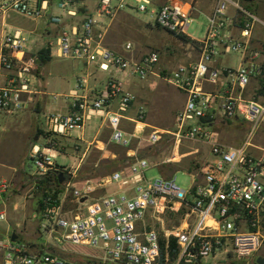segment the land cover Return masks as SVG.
Listing matches in <instances>:
<instances>
[{"label":"built area","instance_id":"built-area-1","mask_svg":"<svg viewBox=\"0 0 264 264\" xmlns=\"http://www.w3.org/2000/svg\"><path fill=\"white\" fill-rule=\"evenodd\" d=\"M255 1L218 0L206 34L195 40L199 60L157 72L161 57L157 51L137 58L130 42L122 51L106 47L101 19L113 20L120 12L131 9L150 16L155 25L169 33L190 37L191 10L181 2L155 8L152 0H99L94 17L83 16L84 5L77 0H0V21L17 13L33 20L45 17L50 24L57 25L59 59L94 64L104 73L122 72L141 80L156 76L184 92L185 107L167 133L174 137L177 147L183 141L207 144L212 156L196 172L185 171L192 176L193 184L188 189L176 184L175 173L170 177L160 174L159 179L149 181L146 172L150 163L144 158L134 161L126 171L113 172L100 183L87 182L76 187L72 181L76 172L56 167L59 138L84 129L98 118L109 123L112 142L128 147L131 139L142 137L149 127L143 107L134 117L129 116L136 97L125 91L120 79L109 76L103 89L92 96L79 93L86 82L82 79L77 90L64 96L68 101L67 113L43 114L41 129L46 142L29 153L37 167L34 175L41 178L56 171L70 176L60 184L59 194L50 192L39 200L41 229L48 244L38 247L19 236L12 241V235L0 238L2 264H214L215 260L251 264L252 257L264 248V145L259 144L264 103L246 101L235 92L237 88L244 90L252 78L262 77L263 69L255 62L229 69L231 86L219 97L206 91L204 84L218 79L211 64L219 53L243 54L248 49L260 19L244 4ZM229 5L243 14L244 25L238 40L224 32ZM64 17L71 20L69 24L63 23ZM5 27L4 24L0 32V114L14 115L45 92L39 73L40 50L28 47L22 29L13 33ZM217 97L221 99L219 121L209 112ZM207 116L211 120H205ZM125 121L134 125L133 134L123 129ZM234 121L246 124L248 132L239 145H228L219 129ZM162 135L155 130L147 141L156 145ZM175 160L176 156L170 161ZM11 187L8 180H0L1 195ZM0 219L5 220V213L0 214ZM173 240L176 252L171 249ZM61 244L84 246L89 251L77 260V252L64 249Z\"/></svg>","mask_w":264,"mask_h":264},{"label":"rangeland","instance_id":"rangeland-1","mask_svg":"<svg viewBox=\"0 0 264 264\" xmlns=\"http://www.w3.org/2000/svg\"><path fill=\"white\" fill-rule=\"evenodd\" d=\"M77 1L83 2L90 13L96 17V4L99 0ZM54 12L61 13L58 10ZM70 21L68 17H64L63 23L69 24ZM149 21H151L150 16L131 9L120 12L113 20L103 18L100 25L106 30V47L117 50V47L123 44L125 46L130 42L137 58L150 51H157L161 56L157 72L172 70L198 60L196 44L185 43L157 25H152ZM4 24L7 31L13 33L17 29H22L28 41V47L34 51L45 48L48 42L53 41L59 35L58 26L53 25L50 29L48 27L50 22L45 17L33 20L12 13L6 20L0 21V32ZM205 32L206 26L196 20L192 22L188 30L189 36L195 40L202 39ZM108 41L110 45L107 44ZM117 44L118 46L115 47L114 45ZM236 55L235 53L230 57L234 66H236ZM85 71L86 65L81 61L54 57L39 72L41 87L46 90V100L56 102L60 108L59 111L67 112L68 101L64 96L69 95L70 89H75L77 78L83 77ZM43 72H45L44 77ZM104 74L107 78L114 76L123 79L126 88L132 87L138 91L139 103L136 105L139 108L132 116H135L137 111L143 107L147 111L146 122L149 127L145 129L142 137L131 139V145L123 147L111 141L112 130L108 128L109 123L106 120L95 118L89 123L92 128L89 129L87 141L92 142L96 139L104 141L106 143L104 151H99L96 146L102 145L97 142L90 146L86 142L74 144L71 146V151L64 150L62 138H67L69 133L57 140L56 147L60 150V155L55 162L60 166L72 167L77 164L78 158L70 157L68 154L80 157L78 162L81 163V167L72 180L76 187H81L87 182L100 183L113 172L126 171L139 158L147 159L150 163V168L146 172L149 181L159 179L161 177L159 170H161L164 177L175 173L178 186L184 189L191 187L192 176L185 171L196 172L198 167L208 162L209 159L211 160L212 156L209 154L210 147L207 144L199 141H183L177 147L174 137L167 133L175 126L178 113L184 109L186 102L184 93L156 76L141 80L136 76L119 75L114 71ZM52 95H60V97L55 101ZM40 112L41 107L36 98L34 103L21 113L0 114V179L8 180L12 186L8 193L0 194V214L5 213V220L0 219V238L8 239L16 233L19 239L27 243L45 247L48 239L41 229L43 221L38 206L43 194L55 189V186L48 188L39 186L40 177L34 175L37 167L29 157L33 147L46 142L38 132V122H44V113ZM227 127V125H221L219 129L223 142L239 145L244 141L247 134L245 128L238 127L235 129L237 133L229 136L226 134ZM123 129L133 134L134 125L124 122ZM155 130L162 132V139L158 144L151 145L147 139ZM259 144L264 145V142L259 140ZM175 156L176 160L170 161ZM191 166L193 169L190 170ZM60 247L76 251L74 259L77 260H80V255L89 251V248L84 246L61 244ZM259 258L264 259V248L252 257L251 264H258ZM212 263L239 264L240 262L236 260L235 263H229L215 260ZM0 264H2L1 254Z\"/></svg>","mask_w":264,"mask_h":264},{"label":"crops","instance_id":"crops-1","mask_svg":"<svg viewBox=\"0 0 264 264\" xmlns=\"http://www.w3.org/2000/svg\"><path fill=\"white\" fill-rule=\"evenodd\" d=\"M232 1H238L239 2L240 0H232ZM152 2H153V5L155 6V8H159L162 5H165L167 3L181 2L186 8H190L192 20L193 21L196 20V21H199L201 24H204L206 26V30H207L209 19L215 14L218 0H152ZM82 4H83V2H82ZM244 6L247 7L251 12L255 13L258 16V18L260 19V22L257 23L255 28L253 29V34L249 40V45H248V49L246 50V52H244L243 54L242 53H236L237 54L236 55L237 56L236 66H234V63H232V61L230 59L232 54H235V53H230V54L219 53L218 56H216L215 59L213 60V62L211 64V69L216 70L218 72L219 76H218V79L216 80V82H213V83L206 82L204 84V88L206 91L211 92L218 97L220 96V94L224 93V91L231 86L230 81H232V78L229 76V72H228L229 69H238V68H240V66L242 64H248L249 62H255V63L259 64L262 67V69L264 70V0H256L254 3L247 5V6L244 4ZM83 8L85 9V11H83L85 13V14H83V16L92 15L86 5H84ZM226 13H227L228 20H227V26L224 29V32L228 33L231 36L232 40L241 39V32L243 30V25H244L242 12L240 10H238L237 8H235L234 6L229 5ZM83 16L81 15L80 18H82ZM98 19H101V18H98ZM149 23H151L152 25H155L152 21L151 22L149 21ZM52 26H53L52 24L48 25V27L50 29ZM170 34L173 35V37H176V35H174L172 33H170ZM205 34H206V32H205ZM188 38L195 41V39H193L191 37H188ZM56 42H57V37L53 41L48 42V44H47L48 46H51V61L53 60L54 57L58 58L56 56ZM107 44L110 45L109 41ZM48 46L45 45V47H48ZM114 46L117 47L118 44L114 45ZM125 46H126V44H125ZM125 46L123 44L122 46H120L119 48L117 47L116 49L119 51H122V50H124ZM196 47H197V44H196ZM220 50H222V46L219 47V51ZM196 51L198 52L197 49H196ZM198 60H199V53H198ZM197 61L190 62V63H196ZM190 63H188V64H190ZM85 65H86L85 75L83 77L77 78L75 89L74 88L70 89L69 94L78 89L79 82L82 79H85L86 82H85V85L81 88L79 93L81 95L88 93L91 96L100 92L103 89L105 83L108 81L109 78L106 77L104 72H102L98 69V66H96L94 64H86V63H85ZM44 67H43V69H44ZM44 73L45 72H43V77H44ZM115 73L119 74V75L128 76V77H135V76H132V75L127 74V73H122V72H115ZM260 80H261V77L252 78L251 82L249 83V85L244 90H240L238 88L236 89V92H235L236 95L240 96L241 98H243L246 101L254 100V101H257L259 103H264V95L261 93L262 88H261ZM121 81L123 83L125 91L133 94L136 97V102L134 103V105L132 106V108L129 112V116L134 117V116H132V114L134 113V111H136V109L139 108L136 105V103H139V98L137 97V95L139 93H138V91L134 90L132 87L126 88L123 79ZM139 86H141V85H139ZM42 90H44L45 95H39L37 97L38 103L41 107L40 113H45V114L61 113V114H65L69 111L68 104H67V112L59 111L60 108L56 104V102H53V101L50 102L49 100H46V90L43 88H42ZM184 95L186 96V102H187V95L185 93H184ZM55 96L60 97V95H52V97L55 101L58 100V98H59L58 97L57 99H55ZM66 96H68V95H66ZM218 97L212 100V103H211V106L209 109L210 114L213 115V117L216 121H219L221 119L220 110H219L221 99ZM186 102H185V104H186ZM89 123L85 126L84 129L75 130V131L71 132L69 134V136H67V138H62V141H63L62 145H64V148H63L64 150L71 151L72 150L71 146H74V144H83V142H86L90 146V145H92V143L94 144L97 142L100 145H102V146H99V145L96 146L99 149V151H102V152L104 151L105 145H106V143L104 141L97 140V139L92 141V142L87 141V135L90 132L89 129L92 128L91 126H89ZM38 127L41 128V122L40 121L38 122ZM238 127H243L246 130H248V126L246 124H244L243 122L239 123V122L234 121L232 124L228 125L227 130H226V132H227L226 134L229 136H232L230 134H234L236 132L235 129H237ZM108 128L111 129L109 125H108ZM74 132H77V133L74 134ZM246 132H248V131H246ZM259 136H260V142H264V127H262V130H261ZM224 143H226V142H224ZM228 145H231V144H228ZM61 153L63 154V151ZM209 154H210V151H209ZM68 155L70 157L72 156V157H77L78 159H80V157H78L74 154L70 153ZM78 159L76 161L77 164L75 166H72V167L65 166V167L72 168L73 171L77 172L81 167V163L79 164ZM0 180H2V179H0ZM102 194H105V191H103Z\"/></svg>","mask_w":264,"mask_h":264},{"label":"trees","instance_id":"trees-1","mask_svg":"<svg viewBox=\"0 0 264 264\" xmlns=\"http://www.w3.org/2000/svg\"><path fill=\"white\" fill-rule=\"evenodd\" d=\"M81 11H85L84 8H82ZM178 39L184 41L185 43H192V44H197L196 41L191 40L190 38H188L187 36H176ZM51 61V46L42 48L39 51V63H40V67H39V72L42 70V68L47 65L49 62ZM260 84H261V93L264 95V70H263V76L261 77L260 80ZM205 120H211L210 116H207V118H205ZM38 132L40 136H43V130L38 127ZM56 167L60 170H63L65 168V166H60V165H56ZM193 169V166H191L190 170ZM161 175H164V173L159 170ZM172 175V174H171ZM60 173H57L56 171H49L48 174L44 177L40 178V181L38 182L39 186H47L51 187V186H55V189H51L46 191L43 195H47L50 192H54L55 194H59L60 192V179H59ZM166 177H170V174L165 175ZM63 177H65V179H69L70 176L63 174ZM171 249L173 252H176V242L173 240L171 241Z\"/></svg>","mask_w":264,"mask_h":264},{"label":"water","instance_id":"water-1","mask_svg":"<svg viewBox=\"0 0 264 264\" xmlns=\"http://www.w3.org/2000/svg\"><path fill=\"white\" fill-rule=\"evenodd\" d=\"M60 179V184H63L65 181V177H63V174H60L59 176ZM18 238V235L16 233L12 234V241H15ZM258 264H264V259L263 258H259L257 260Z\"/></svg>","mask_w":264,"mask_h":264},{"label":"bare ground","instance_id":"bare-ground-1","mask_svg":"<svg viewBox=\"0 0 264 264\" xmlns=\"http://www.w3.org/2000/svg\"><path fill=\"white\" fill-rule=\"evenodd\" d=\"M55 154V153H54Z\"/></svg>","mask_w":264,"mask_h":264}]
</instances>
